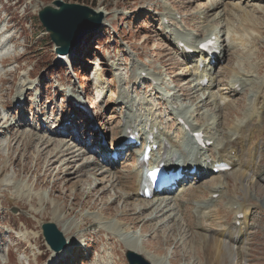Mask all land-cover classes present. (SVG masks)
Listing matches in <instances>:
<instances>
[{"label":"rangeland","instance_id":"1","mask_svg":"<svg viewBox=\"0 0 264 264\" xmlns=\"http://www.w3.org/2000/svg\"><path fill=\"white\" fill-rule=\"evenodd\" d=\"M54 1L58 0H0V264H127L126 258L132 251L126 250L125 244H131L132 239L136 240L140 255L151 261L222 264L213 258L208 244L204 247L190 244L192 235L186 234L187 221L184 220V206L187 204L182 205L189 198L184 197L188 191L184 194L179 188L182 184L177 185L176 192L180 195L177 202H182L179 209L170 204L169 208L158 213L164 206L159 202L142 210L137 200L126 199L120 193L117 183L108 188L107 180L111 176L106 172L108 168L122 172V167L130 161L126 152L117 154L118 160L114 162H108L107 156L113 152L111 143L116 142L111 130L120 125L123 116V104L115 101L121 91L135 100H143L137 108L141 112L151 110L152 124L160 128L161 133H170L171 141L175 135L172 142L176 145L180 135L183 144L188 141L173 126L175 117L169 113L168 107L165 108L154 95L161 93L157 91L159 86L167 93L170 106L177 105L186 117L193 112L194 124L205 121L210 125L212 120L203 114L218 113L217 108L213 110L209 93L216 96L217 106H221V130L229 132L228 124L239 122L250 93L245 90L231 101H220L228 89L225 78L228 72L222 69L239 68L229 60L230 55L229 58L220 56L212 68L217 82L210 91L189 90L186 97V90L190 86L194 88L195 84L190 85L193 81L183 69L185 62L180 60L172 44V34H180L179 31L189 39L197 35L195 16L211 4L224 0H81V3L60 0L66 4L84 5L103 16L99 30L87 35L66 55V61L56 58L53 44L37 17L41 9L51 6ZM235 1H232L233 6L237 4ZM240 7L251 12L247 21L252 22L250 24L262 35L257 49L253 46L251 50L254 56L249 59L253 65L257 60L263 63L260 75L255 74L261 79L264 77V3ZM162 8H167L176 20L179 17L174 26L169 25L172 23L170 18L163 24L166 12ZM221 10L222 7L218 6L213 11H205L208 13L206 21L210 22ZM241 11L237 10L236 14L241 15ZM213 25V29L217 26L219 32L224 23ZM226 35L222 44L229 54L231 37ZM252 45L248 43L243 52L247 53ZM257 51L261 57H256ZM140 70L162 79L157 81L158 84H151L148 78L138 77ZM169 78L174 82L169 84ZM109 83L112 84L107 86ZM117 83L121 84L118 86ZM79 105L85 106L89 115L97 117L90 120L89 115H82ZM135 105L134 110H137ZM89 124L96 125V128ZM156 137H160L159 132ZM44 141H48V147L42 144ZM260 141L264 145V132ZM99 146L103 151L96 149ZM67 148L73 149L74 155L55 157L58 150ZM175 151L181 162L184 154L178 149ZM209 151L213 155L215 149ZM187 153L185 155L191 163L193 149H187ZM66 162L70 164V171ZM106 163L108 167L104 168ZM260 165L264 170V147ZM75 169L80 173H73ZM88 170H98L96 177ZM211 180L212 177L208 176L200 183L211 184ZM229 183L228 195L219 203L227 223L233 218L228 212L229 199L237 194L243 195L231 181ZM201 184L200 188L204 186ZM187 186L186 189L190 190L191 183ZM88 189L94 191L93 196L86 194ZM251 190L254 198L248 201V205L255 209L247 227L250 233L246 242L248 250L243 255L246 264H264V174ZM197 203L193 202L192 206L199 207ZM124 213H128L126 220ZM191 214L197 215L195 210ZM207 214V210L204 211V216ZM46 223L55 225L61 232L65 254L54 253L45 244L41 226ZM187 225L190 232L194 230L192 224ZM176 237L180 239L178 243H175ZM164 239L171 242L165 245ZM66 253L70 256L67 257ZM194 254L202 258L200 263ZM173 260L176 263H171Z\"/></svg>","mask_w":264,"mask_h":264},{"label":"bare ground","instance_id":"2","mask_svg":"<svg viewBox=\"0 0 264 264\" xmlns=\"http://www.w3.org/2000/svg\"><path fill=\"white\" fill-rule=\"evenodd\" d=\"M235 2L237 4L233 6L232 3L234 2H232V0L219 1L218 3H215L214 5L211 4L209 7H207L206 10L200 11L199 14L195 16V19L198 24V28L194 29L198 33L196 39L190 40L189 37L187 38L181 37V35L179 36L174 35L173 38H174V42L176 43L177 48H179L178 43L181 42L184 44L186 48L196 50L195 53L190 56V58H187L188 56L185 52V48H179L181 51V55L184 56V59L181 58L182 61L189 63V60H190V63L191 61L196 63L194 64V66H192V69L194 68V70L192 71L190 69L191 64L182 65L187 76L197 81V86H195L194 88H191L190 86L188 90H186L185 92L186 94L184 93V96L186 97H188L187 93L189 90H193L194 92L197 91V89L201 90V88H199V86H201L200 81L202 79H205V77L207 78V76L204 73L209 74L211 72V67L207 70L205 68L201 71V69L199 68V61L200 63L203 61L207 62L208 60H212V59H215L217 61L218 57L220 56L226 55L229 58V55H230L229 60L232 61L233 63H236V65L239 66V68L236 70L230 69L229 67L222 69V71L224 70L228 72V75L225 76V78L227 79L228 89H227V92L224 93L225 94L224 97L220 98V101H225L226 99H229V101H231L237 95V90L235 89V86L239 87L242 93L245 90L250 93V95L248 96V103L246 104V101H245L246 110H244L243 113L241 114L242 117L238 118L240 119L239 122L231 121L232 123L230 125L228 124V126H230L231 128L229 132H225V130H221L222 125H221V122L219 121V109L221 108V106H217L218 103L215 100L216 96H214L212 93L208 94L209 100L212 99L213 110L217 108L218 113L216 115L203 114V117L206 116L212 120L210 125H208L207 122L205 123V121H202L199 124H194L193 118L191 116L193 115V112H190L189 113L190 116L186 117V114H182L179 108L176 111H174L175 109H171V111H169L170 113H172L173 116H175V121L173 122V126L178 131H181L182 135L183 133L184 134L186 133L185 136L188 137V134L190 133H201L204 136L205 142L211 143L209 147H214L215 149V152L213 153L211 157L208 155L209 149H207L206 146L204 147L199 144L197 147L198 150H196L194 154V158L192 159V163L188 164L189 161L186 157L187 155H185L188 153L186 152V153H183L184 155L181 156L182 157L181 159L183 162H187V163L176 161L173 164V167H177L179 165L181 166L184 164L183 168L180 167L181 168L180 172L183 175V177H187V178H189V173H191L192 170L196 171L194 173V177L190 178L191 180L189 183H191V186H190L191 189L187 190L186 189L188 187L187 185L185 186L182 185L180 187V189L184 191V194L187 193L188 191V194H185L184 197L189 198L188 201H184L182 204V205L187 204V206H184L185 208L184 220H186L187 223H189L190 225L192 224L193 225L192 229L196 230V231L192 230L190 232L189 230L190 227L185 222L186 223V226H185L186 234L190 233L192 235V239L189 240L190 244H192L193 246H196V245L203 246L205 244L206 245L208 244V246L211 248L213 252V258L215 260H218L222 264H246L247 263L246 257L243 255V253L247 252L248 250L247 249L248 246L246 242H247V237L250 236V233L247 231V227H248L249 220L254 214L253 210L255 209L253 206L248 205V201L254 198L252 190H251L252 185L255 184V181L262 180V176L264 174L263 166L260 165V155L264 147V145L260 141V137L263 135V132H264V129H263L264 127V77L261 79H257L255 76V74L260 75L261 68H262L261 64L263 63L261 62V60H257L258 62L254 65L252 64V62H249V59L250 58L252 59V57L254 56V53H252L251 50L253 49V46L255 48L258 47L257 42L259 39H261L262 35H260L258 33V30H256L255 27H253L250 24L252 22L249 23L247 21V15H249L251 12L250 11L245 12L240 7L243 4H245L246 6H249L251 4H259V3L263 4L264 0H236ZM218 6L222 7L221 12H219L216 16H214L210 22L209 21L206 22V20L208 19L207 18L208 13H206L205 11L207 12L213 11L216 8H218ZM200 7L202 6H198V8ZM232 7H235V8H232ZM162 10L163 12H166L165 16H163L164 19H166L167 16L170 17L172 21L170 26H174L177 23L176 18L172 17L173 15L170 13V11L167 8H162ZM237 10H240V11L242 10L240 12L241 15L236 14ZM97 13H100V12H97ZM219 22H223L224 25L220 28V31L218 33L214 34L212 30L214 26L213 24L219 23ZM190 26L193 28L192 25ZM217 28L218 27L216 26V29ZM187 31H191V29H188ZM251 33H256V34L251 35ZM220 34L224 36L227 34L226 35L227 37H231L230 42L232 46H231V49L229 50V54H226L227 53L226 49L221 44L218 45L217 47V54H212L210 56H205L204 53L197 50L199 44L202 41L201 39H199V36H201L203 39L206 36H208L207 39H211L212 37H215V36L221 37ZM0 36H2V33L0 34ZM248 43L253 44V45L247 53H244L243 49L247 47ZM179 56L180 55H178V57ZM258 56L261 57L257 51L256 57ZM229 60L228 62L230 63ZM146 72L147 71L145 70H140V73L137 75L139 78H143L141 74L145 73V76L151 81V84H153V82H156V84H158V82L161 81L162 78H160L158 75L154 77L153 75H151L150 72H147V73ZM208 77L210 78V76ZM110 82H114V81H110ZM169 82H173V78H169ZM110 84L112 83L107 84V86H110ZM192 84H194V82H191L190 85ZM119 85L120 84H118V86ZM157 91L163 92V88L160 87L159 90ZM154 95L156 97H159L162 104L165 105V108L166 106L168 108L171 107L169 105L170 103L165 102V98L163 95L158 96L157 92L154 93ZM115 101L123 104L124 111H123V116L120 118V123H119L120 125L116 129L111 130L112 135H113V140H116V142H112L111 146L115 147L118 144H120V148H121L125 144V142H127V131L131 130L134 134H138V133L140 134L142 132L140 135L141 148L132 149V150H131L132 147L130 148V152H131L130 156H132L129 161L130 164L129 163L125 164L122 167L123 169L122 172L120 171L113 172L111 168H108V171L106 173L109 176H111L110 179L108 177V180H107L109 183L108 188H110L115 183H117V186H119L118 188H119L120 193L123 196H125L126 199L132 197L135 200H137V202L139 203L138 207L139 209L142 208V210L146 209V207H148L149 205H152V203L154 202H156L155 204L159 202V205H164L161 208V211H159L158 213H161L165 209L169 208L170 204L174 206L176 205L175 206L176 209H179L182 202H179V201L177 202L178 200L177 197L180 196L177 193L173 195H171V193H166V194L163 193L161 195L160 193L157 195H161L159 196L161 197V199H159L158 197H155L154 199H151L148 202L142 201L138 197L139 196L138 194H140L141 174H142V169L139 163V159L141 157L140 154H143L145 152L146 147L144 146L147 144L146 136L150 135L153 137V140L156 141V143L158 144V147H159L158 151L165 154L167 161L171 160L176 155L175 149L177 145L173 143L176 136L175 135L173 136L172 138L173 142L169 138L170 133H160V136H162L161 138L156 137V135L154 136L155 130L158 132L159 129L155 128L154 124H152L150 121L152 120V117H153V115L151 114V110L148 109V110H144L143 112H141L137 108L141 106V104L144 102L143 100L142 101H140V99L135 100L132 97H129L128 95L123 93V91H121L119 92V96ZM78 103H81V102H78ZM172 103L175 104V102H172ZM200 103H203V102H200ZM147 104L148 103H146V105ZM134 105L136 106L137 110L136 109L134 110ZM175 106L177 107V105H174L173 107ZM195 107L197 108V105ZM138 112H140V114L135 115V113H138ZM194 113H196V116L198 115L197 110L194 111ZM133 116H135L134 119H133ZM94 117H97V115H94ZM162 124H163V121L161 122V125ZM90 126L94 128L96 125L90 124ZM159 127H162V126H159ZM211 132H214V133L211 135ZM95 133L98 135L97 131ZM215 133L217 134L216 137H214ZM188 139H189L188 142L191 143L192 137H189ZM182 140L183 138L180 135L178 137L179 144L177 143L178 149H181V147H184ZM164 142L168 145V147L165 145ZM42 144L46 145V147L49 146L48 141H44ZM101 148L102 146H99L96 149H101ZM72 150L73 149L71 148H67L66 150L60 149L55 153V157L61 158V157H67L70 155H74V152ZM67 163L68 162L65 163V166ZM220 163L228 165L231 169L229 170L227 174L226 173L223 175L217 174L219 176L214 177L212 173H214L215 165L220 164ZM52 164L53 162L50 163L49 166H51ZM69 165L70 164L68 163V166L66 167L68 168ZM129 165H130V168H129ZM155 165L156 164L153 163L152 161L148 163L149 168ZM105 167H108V163L104 165V168ZM70 170H71V167H69V171ZM97 171L88 170V173L91 172V175L96 177L98 173ZM75 172L78 174L80 173L78 172V170L74 171L73 173ZM71 174L72 173H69L68 175H71ZM208 175L209 177H212L211 181L213 182L211 184L207 182H202L201 184L200 182L203 181L205 177ZM128 176H130L131 178H128ZM194 180L195 182H193ZM229 181H231L232 185H234L238 189V191L242 192L243 194L242 196L237 194L231 199H229L228 212L230 213V216L233 215V218H231V223H227V218L226 217L223 218L224 211L219 209L220 201L223 200L228 195L229 184H230ZM200 184L201 186L204 184V186L200 188ZM87 191L88 192L86 194H88L89 196H93V194L91 193H94V191H91V189H88ZM101 193H104V191H102ZM199 194L201 196H199ZM214 196H216V198ZM193 202L194 203L199 202L196 204V205L199 204V207L192 206ZM262 205H264V199L262 200ZM192 210H195V213H197L196 217L191 214ZM206 210L208 214L204 216V211ZM127 214L128 213H124L125 215L124 220L128 219ZM239 215L240 217L238 218ZM54 219L55 218L53 217V220ZM63 226L65 230L67 231L68 227H66L64 223H63ZM174 240H175V243H178L180 241V239L177 240V237ZM164 242H165L164 244L167 245L168 243L171 242V240L164 239ZM125 246L127 247L126 250L132 251V253L138 256H141L140 255L141 253H139V250H138V244L136 243L135 239L131 240V244H125ZM131 249H137V250H131ZM212 252H211V255H212ZM59 253L61 255L65 254L64 250ZM66 254H67V257L70 256V254L68 253ZM174 255H175V252H174ZM194 255H195V259L200 263L202 258L197 254H194ZM141 257L149 261L151 264H166V262L162 260L155 261L156 260L155 259L151 261L143 255ZM171 263H176V261L173 260Z\"/></svg>","mask_w":264,"mask_h":264},{"label":"water","instance_id":"3","mask_svg":"<svg viewBox=\"0 0 264 264\" xmlns=\"http://www.w3.org/2000/svg\"><path fill=\"white\" fill-rule=\"evenodd\" d=\"M37 17L54 45L56 55H66L87 35L100 28L103 16L84 5L66 4L58 0L41 9ZM41 232L52 252L58 253L65 249V240L55 225L43 224ZM126 261L128 264H151L132 252L128 254Z\"/></svg>","mask_w":264,"mask_h":264},{"label":"trees","instance_id":"4","mask_svg":"<svg viewBox=\"0 0 264 264\" xmlns=\"http://www.w3.org/2000/svg\"><path fill=\"white\" fill-rule=\"evenodd\" d=\"M74 1H75V2H78V3H81V2H80L81 0H74ZM86 1H88V0H86Z\"/></svg>","mask_w":264,"mask_h":264}]
</instances>
